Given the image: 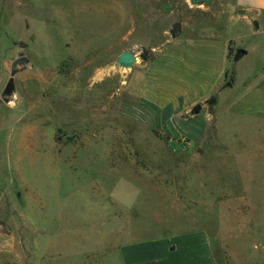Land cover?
<instances>
[{"label":"rangeland","instance_id":"374dc122","mask_svg":"<svg viewBox=\"0 0 264 264\" xmlns=\"http://www.w3.org/2000/svg\"><path fill=\"white\" fill-rule=\"evenodd\" d=\"M184 4L0 0V188L75 264H120V242L175 230L207 234L219 264H264V117L226 110L242 84L183 114L133 84L165 73ZM125 49L132 68L117 64ZM243 63L245 84L264 72L254 52Z\"/></svg>","mask_w":264,"mask_h":264},{"label":"crops","instance_id":"0c3cea01","mask_svg":"<svg viewBox=\"0 0 264 264\" xmlns=\"http://www.w3.org/2000/svg\"><path fill=\"white\" fill-rule=\"evenodd\" d=\"M220 1L194 4L184 0L180 29L168 42L169 47L160 52H167L168 67L161 73L158 66H153L155 70L151 69L146 78L148 87L134 82L139 95L163 109L183 114L196 104L203 109L210 97L220 95L224 87L239 89L242 84L243 89L226 110L243 118L264 117V72L245 84L246 73L253 67L243 63L254 52L259 63L256 68L264 69V0ZM211 2L218 4L213 7ZM213 11L216 13L210 15ZM184 29L191 31L183 33ZM182 34L186 44H173ZM239 49L245 53L239 55ZM176 55L184 59V66L174 64ZM233 60L235 72L231 78L227 71ZM144 65L149 66V62ZM162 77L169 81L161 83ZM227 82L232 85L225 86ZM9 191L0 188V264H75L74 247L69 243H52L51 250L39 244L26 227L31 216L18 208L13 210ZM44 230L37 224L33 231ZM59 232L63 233L54 235ZM149 237L120 242L116 246L120 264H219L211 239L204 232L175 230Z\"/></svg>","mask_w":264,"mask_h":264},{"label":"water","instance_id":"95a60500","mask_svg":"<svg viewBox=\"0 0 264 264\" xmlns=\"http://www.w3.org/2000/svg\"><path fill=\"white\" fill-rule=\"evenodd\" d=\"M190 1L192 3H194V4H197V3H200V2H206V3L210 2V0H190ZM179 29H180L179 23L175 24L174 28H173L174 35L179 31ZM244 53H245L244 49H239L238 50V54L239 55L244 54ZM27 61H28V57L27 56H21V57L15 59L13 64H12V73H15L17 71L19 65L24 64ZM135 63H136V56L129 49L123 50L121 52V54L119 55L118 60H117V64L119 66H121V67H124V68H132ZM231 85H232L231 82H227L225 84V86H231ZM216 102L217 101H216L215 98H213L212 100H209V103H210L211 106L216 104ZM199 108H200V105H198V107H196L197 110Z\"/></svg>","mask_w":264,"mask_h":264},{"label":"trees","instance_id":"16d2710c","mask_svg":"<svg viewBox=\"0 0 264 264\" xmlns=\"http://www.w3.org/2000/svg\"><path fill=\"white\" fill-rule=\"evenodd\" d=\"M237 56H238V55H237ZM231 71H232V72H231ZM229 72L231 73V78H233V75H232V74L234 73V68L231 69V70H228V71H227V73H229Z\"/></svg>","mask_w":264,"mask_h":264}]
</instances>
